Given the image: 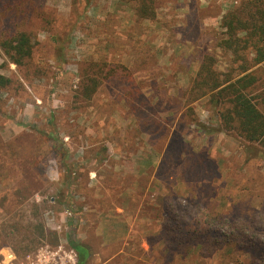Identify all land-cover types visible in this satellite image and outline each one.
I'll return each instance as SVG.
<instances>
[{
	"label": "rangeland",
	"instance_id": "obj_1",
	"mask_svg": "<svg viewBox=\"0 0 264 264\" xmlns=\"http://www.w3.org/2000/svg\"><path fill=\"white\" fill-rule=\"evenodd\" d=\"M41 2L57 15L46 27L37 13ZM240 2L154 0L155 16L139 18V0H0V36L26 28L38 40L28 68L10 62L0 48V72L15 80L0 91V138L38 126L56 129L65 147L62 154L48 145L40 156L35 172L42 184L22 204L21 217H4L0 209L6 223L41 220L57 243L24 252L9 239L0 258H26L45 245L71 248L70 235L90 245L87 264H222L217 252L201 259L196 250L185 256L167 248L159 225L169 192L182 204L186 197L214 203L230 218L264 209V156L249 154L235 130L220 128L207 97L186 101L181 95L204 55L219 70L230 64L216 42L221 16ZM29 4L33 12L13 26ZM89 61L128 75L102 82L92 99L75 102L80 68ZM260 68L264 74V63ZM131 81L141 89L140 117L124 95ZM50 110L54 125L47 123ZM136 116L150 123L145 127ZM154 121L165 126V137L153 135Z\"/></svg>",
	"mask_w": 264,
	"mask_h": 264
},
{
	"label": "trees",
	"instance_id": "obj_2",
	"mask_svg": "<svg viewBox=\"0 0 264 264\" xmlns=\"http://www.w3.org/2000/svg\"><path fill=\"white\" fill-rule=\"evenodd\" d=\"M153 3L154 0H139L135 7L136 15L139 18H153ZM12 4L18 7L17 3ZM39 7L42 10L37 13L46 27L57 15L52 9L46 11L43 2L38 4ZM34 9L30 4L25 9L20 8L19 16L16 14L17 17L12 21L13 26L23 25L18 18ZM220 26L223 31L216 46L230 55V64L224 71L219 70L214 65V58L209 54L204 55L181 95L186 96V101L207 97L215 108L220 128L235 130L238 136L244 138L248 143L246 148L249 154L264 156V74H258L264 63V0H241L239 5L221 16ZM51 38L58 41L56 34ZM37 43V38L26 28L14 29L0 36V48L8 60L19 68H28ZM59 51L60 48L57 49ZM86 64L80 68L73 92L75 102L92 99L102 82L119 75H128L123 71H115L113 67L106 68L103 62L89 61ZM35 71L41 72V69ZM14 81L11 76L0 72V91L10 88ZM140 94L141 89L132 81L124 92L130 109L138 117L139 110H143V102L139 105L136 103ZM171 100H176L177 105L184 104L174 97ZM137 116L141 125L146 127L150 123L149 119ZM53 120L54 112L50 110L47 123L54 125ZM163 126L154 121L153 135L165 137L167 131ZM48 145L56 151L59 147L62 154L65 153L64 143L56 129L32 126L6 140L0 138V185L3 189L0 209L4 217L10 213L19 216L22 204L39 191L42 182L35 169H38L40 156L48 149ZM184 199L186 203L182 204L181 198L173 192L162 197L159 235L164 246L185 256L196 250L197 257L201 259L213 257L217 252L222 264H264V209L230 218L221 213L214 203H202L193 197ZM32 204L35 208L39 207L35 202ZM36 216L34 211L32 217ZM9 239L16 241V250L26 252L44 241L55 244L58 236L55 231L45 228L44 223L37 218L22 226L6 223L4 218L0 221V247L8 243ZM68 240L69 246L76 252L77 264H87L90 245L76 241L70 235Z\"/></svg>",
	"mask_w": 264,
	"mask_h": 264
},
{
	"label": "built area",
	"instance_id": "obj_3",
	"mask_svg": "<svg viewBox=\"0 0 264 264\" xmlns=\"http://www.w3.org/2000/svg\"><path fill=\"white\" fill-rule=\"evenodd\" d=\"M0 264H77V256L73 248L45 245L26 258H0Z\"/></svg>",
	"mask_w": 264,
	"mask_h": 264
}]
</instances>
